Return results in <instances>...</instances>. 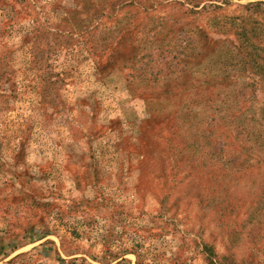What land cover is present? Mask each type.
<instances>
[{
    "label": "rangeland",
    "instance_id": "rangeland-1",
    "mask_svg": "<svg viewBox=\"0 0 264 264\" xmlns=\"http://www.w3.org/2000/svg\"><path fill=\"white\" fill-rule=\"evenodd\" d=\"M0 264H264V0H0Z\"/></svg>",
    "mask_w": 264,
    "mask_h": 264
},
{
    "label": "trees",
    "instance_id": "trees-1",
    "mask_svg": "<svg viewBox=\"0 0 264 264\" xmlns=\"http://www.w3.org/2000/svg\"><path fill=\"white\" fill-rule=\"evenodd\" d=\"M43 224V223H42ZM44 225V224H43ZM43 229L42 230H40L41 232H43V231H45L46 233H48V229L46 228V226H44V227H42ZM31 230V228L30 227H28V225H27V227H26V229H25V232H24V236H26V235H29L30 233L29 232H31L30 231ZM11 235V234H10ZM5 237V240H6V238H7V236H4ZM9 240L10 241H12V238H10L9 237ZM14 240V239H13ZM10 241H8V242H10ZM7 242V241H6ZM5 242V243H6ZM9 251H11L10 253H12L14 250H15V247H13V246H11L9 249H8Z\"/></svg>",
    "mask_w": 264,
    "mask_h": 264
}]
</instances>
